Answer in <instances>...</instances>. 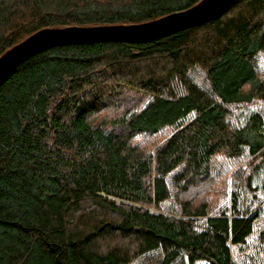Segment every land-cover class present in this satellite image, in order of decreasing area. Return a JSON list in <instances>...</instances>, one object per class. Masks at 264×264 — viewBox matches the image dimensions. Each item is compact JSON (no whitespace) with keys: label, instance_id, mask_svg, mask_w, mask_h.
<instances>
[{"label":"trees","instance_id":"obj_1","mask_svg":"<svg viewBox=\"0 0 264 264\" xmlns=\"http://www.w3.org/2000/svg\"><path fill=\"white\" fill-rule=\"evenodd\" d=\"M199 1L0 0V56L42 28ZM263 58L264 0H234L154 41L18 65L0 84V264H264Z\"/></svg>","mask_w":264,"mask_h":264},{"label":"water","instance_id":"obj_2","mask_svg":"<svg viewBox=\"0 0 264 264\" xmlns=\"http://www.w3.org/2000/svg\"><path fill=\"white\" fill-rule=\"evenodd\" d=\"M234 0H201L188 9L131 24L63 26L42 28L0 56V84L21 63L53 47L109 40L145 43L187 27L207 22L223 13Z\"/></svg>","mask_w":264,"mask_h":264},{"label":"rangeland","instance_id":"obj_3","mask_svg":"<svg viewBox=\"0 0 264 264\" xmlns=\"http://www.w3.org/2000/svg\"><path fill=\"white\" fill-rule=\"evenodd\" d=\"M263 61V65H264V58L262 59ZM254 107H259V108H264V104L262 102H258L257 104L254 105ZM248 157L245 158H240L237 160H227L224 161L225 167L228 171H231L232 174L237 172L238 169L246 167L247 163L249 161V159H247ZM231 175L228 177V188H229V192H231ZM218 196H213V202L215 204H222L223 202H228V204H230V196H228V198L226 197H219L218 199H216ZM217 202V203H216ZM264 207V202L263 204L259 207L262 208ZM152 210H155L154 208H151ZM235 258L239 261L242 262L243 264H255L253 261H249L248 258H240L238 257L237 254H234Z\"/></svg>","mask_w":264,"mask_h":264}]
</instances>
